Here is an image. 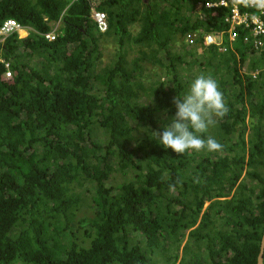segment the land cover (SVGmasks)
Listing matches in <instances>:
<instances>
[{"label":"trees","instance_id":"16d2710c","mask_svg":"<svg viewBox=\"0 0 264 264\" xmlns=\"http://www.w3.org/2000/svg\"><path fill=\"white\" fill-rule=\"evenodd\" d=\"M197 3L100 0L101 33L87 0H0V27L29 33L0 41V264H258L264 52L207 46L227 11ZM200 74L229 109L201 134L223 149L177 154L153 132Z\"/></svg>","mask_w":264,"mask_h":264},{"label":"clouds","instance_id":"9594fccd","mask_svg":"<svg viewBox=\"0 0 264 264\" xmlns=\"http://www.w3.org/2000/svg\"><path fill=\"white\" fill-rule=\"evenodd\" d=\"M244 3L264 9V0H244ZM173 103L175 116L164 125L162 133L153 132L160 145L177 154H185L189 150L222 151L223 145L214 137L204 139L201 136L217 123V118H224L229 111L215 79L204 74L196 76L189 90L183 96L177 95Z\"/></svg>","mask_w":264,"mask_h":264},{"label":"built area","instance_id":"2783aa9c","mask_svg":"<svg viewBox=\"0 0 264 264\" xmlns=\"http://www.w3.org/2000/svg\"><path fill=\"white\" fill-rule=\"evenodd\" d=\"M79 0H72L76 2ZM91 5V19L96 24L97 29L101 33H105L109 29V22L106 13L97 9L100 0H87ZM197 11H210L219 14V10H226L224 17L225 28L217 32L212 31L204 35V42L207 46L215 45L219 51L226 53L232 51L239 54L236 45L238 42L248 44L256 53L264 52V9H260L244 3V0H198ZM26 30L15 20H7L0 27V41L14 33H20ZM29 35V34H28ZM197 34H191L187 38L189 45L195 44ZM48 41L55 39L54 33L46 35ZM227 39L228 43H225ZM8 66V65H7ZM264 74V68L258 69L251 73L253 78ZM6 78H11V73H6Z\"/></svg>","mask_w":264,"mask_h":264},{"label":"rangeland","instance_id":"374dc122","mask_svg":"<svg viewBox=\"0 0 264 264\" xmlns=\"http://www.w3.org/2000/svg\"><path fill=\"white\" fill-rule=\"evenodd\" d=\"M57 28H58V26H57ZM57 28L55 29V30H57ZM139 29V27L138 26H136V29H135V32H136V30H138ZM25 31V30H24ZM28 32L26 31V36H24V35H22L21 34V32L19 33V37L20 38H26L27 36H28ZM113 46V45H112ZM116 49V47H111V48H108V50H106L105 52H104V62L105 63H109V62H111V59L113 58V54H114V50ZM239 54H241V52L239 51ZM157 70H152V75L154 76V77H156L157 76ZM249 121V118H247V122ZM248 137V136H247ZM245 173L246 172H244V175H243V177L245 176ZM209 204H206V207L208 206ZM186 241L187 240H185L184 241V243L182 244V246H181V249H180V256H182V254H183V250H184V247H185V244H186ZM179 263V262H178Z\"/></svg>","mask_w":264,"mask_h":264},{"label":"water","instance_id":"95a60500","mask_svg":"<svg viewBox=\"0 0 264 264\" xmlns=\"http://www.w3.org/2000/svg\"><path fill=\"white\" fill-rule=\"evenodd\" d=\"M258 264H264V233L261 241L260 253L258 256Z\"/></svg>","mask_w":264,"mask_h":264},{"label":"bare ground","instance_id":"6f19581e","mask_svg":"<svg viewBox=\"0 0 264 264\" xmlns=\"http://www.w3.org/2000/svg\"><path fill=\"white\" fill-rule=\"evenodd\" d=\"M21 34L24 35V36H26V31H24V30L21 31Z\"/></svg>","mask_w":264,"mask_h":264}]
</instances>
